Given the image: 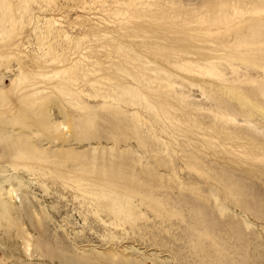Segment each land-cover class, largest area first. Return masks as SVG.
<instances>
[{"label": "rangeland", "instance_id": "rangeland-1", "mask_svg": "<svg viewBox=\"0 0 264 264\" xmlns=\"http://www.w3.org/2000/svg\"><path fill=\"white\" fill-rule=\"evenodd\" d=\"M0 264H264V0H0Z\"/></svg>", "mask_w": 264, "mask_h": 264}, {"label": "bare ground", "instance_id": "bare-ground-1", "mask_svg": "<svg viewBox=\"0 0 264 264\" xmlns=\"http://www.w3.org/2000/svg\"><path fill=\"white\" fill-rule=\"evenodd\" d=\"M6 132H7V131H6ZM6 132H5V133H6ZM1 134L3 135V134H4V132H2ZM21 159H22V158H21Z\"/></svg>", "mask_w": 264, "mask_h": 264}]
</instances>
